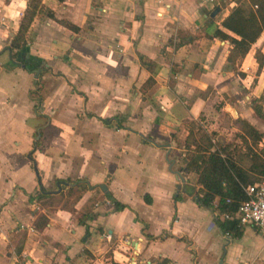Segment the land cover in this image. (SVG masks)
Instances as JSON below:
<instances>
[{
  "label": "crops",
  "instance_id": "crops-1",
  "mask_svg": "<svg viewBox=\"0 0 264 264\" xmlns=\"http://www.w3.org/2000/svg\"><path fill=\"white\" fill-rule=\"evenodd\" d=\"M41 3L52 17L35 14L11 58L4 48L26 0H0V264H264L257 229L221 232L194 198L196 175L176 170L194 130L227 140L222 126L233 136L237 117L264 148V121L250 107L264 91V62L256 74L254 59L264 28L229 65L230 44L213 35L234 37L220 26L229 0ZM77 178L92 188L73 214L28 203L35 190L58 193L55 179ZM106 193L126 207L112 211ZM89 196L92 217L77 224Z\"/></svg>",
  "mask_w": 264,
  "mask_h": 264
},
{
  "label": "trees",
  "instance_id": "trees-1",
  "mask_svg": "<svg viewBox=\"0 0 264 264\" xmlns=\"http://www.w3.org/2000/svg\"><path fill=\"white\" fill-rule=\"evenodd\" d=\"M229 1L233 4L228 7V12L220 21V26L232 33L234 37L218 28L214 29L213 35L228 41L231 47L228 50L226 62L229 65H234L247 53L264 28V0ZM38 13L52 17L51 11L42 5L41 0H26L25 8L18 21V28L8 43L11 58H14L17 49L25 45L26 30L32 17ZM63 25L76 29L69 24L63 23ZM254 59L257 64V74L264 62V52H260L256 48ZM142 63L146 64L150 74L155 72L156 66L152 67L154 64L144 60ZM23 65L24 69L30 73L37 71V68L29 63ZM151 80V77L147 78L148 82ZM35 84L36 82H34ZM35 100L38 102L39 98L36 97ZM263 105L264 91L258 98H252L250 101L253 113L264 121ZM102 121L107 122L108 120L103 119ZM121 125L116 124L117 127H122ZM230 126L235 128V132L227 140L213 139V132H211L212 136H207V133L203 132L205 138L202 137L199 141L191 143L184 141L182 148L189 150V153L183 160V166L176 170H184L196 175L195 183L198 185V189L194 198L197 204L210 210L213 221L221 232L237 237L241 234V225H238L235 219L221 220L218 216L222 213L233 215L239 202L245 198L242 187L264 178V148L258 146L262 134L246 120L237 117L230 121ZM203 140H205V144L202 142ZM240 156L247 159L246 167L238 163L237 159ZM55 183L60 189L58 193L52 194L44 189H38L32 194H28V203H38L42 207H59L73 214L74 204L87 189L92 188L82 178L73 181L55 179ZM106 197L112 205V211H119L126 207L114 200L108 193H106ZM176 199L178 196L173 197V200ZM95 202L94 196L85 199L74 215L77 224L84 225L85 221L92 217V207ZM37 218L41 225L46 223L43 214H38ZM164 261L166 260H161V263L163 264ZM109 264L126 263L111 261Z\"/></svg>",
  "mask_w": 264,
  "mask_h": 264
},
{
  "label": "built area",
  "instance_id": "built-area-1",
  "mask_svg": "<svg viewBox=\"0 0 264 264\" xmlns=\"http://www.w3.org/2000/svg\"><path fill=\"white\" fill-rule=\"evenodd\" d=\"M245 198L239 202L236 212L222 213L219 219H235L238 225L254 226L264 239V178L242 187ZM228 201V200H226ZM132 264V259L129 260Z\"/></svg>",
  "mask_w": 264,
  "mask_h": 264
},
{
  "label": "rangeland",
  "instance_id": "rangeland-1",
  "mask_svg": "<svg viewBox=\"0 0 264 264\" xmlns=\"http://www.w3.org/2000/svg\"><path fill=\"white\" fill-rule=\"evenodd\" d=\"M211 27H213V26H211ZM197 126V125H196ZM198 127V126H197ZM222 129H224L223 131H222V134H223V137H225V138H231L232 137V134L229 132V130H228V126H227V123L226 122H224V124H223V126H222ZM206 135L207 136H212L211 135V132H213L214 133V136H212L213 137V139H216V138H218V137H216V134H217V132H215L214 130H212V129H210V128H206ZM193 132H195L196 133V137H193V136H191V137H189L188 138V140H187V142L188 143H191V142H193L192 140H194V138H197L198 137V139H199V137H200V139L202 138V137H204L205 136V133H201V132H198L197 130H194ZM230 133V134H229ZM205 138V137H204ZM199 141V140H198ZM204 144H205V140H203L202 141ZM184 143V142H183ZM183 143L181 144V146L183 145ZM178 145H180V143H177ZM238 163L241 165V166H243V167H246V165H247V159L245 158V157H243V156H240V157H238Z\"/></svg>",
  "mask_w": 264,
  "mask_h": 264
},
{
  "label": "water",
  "instance_id": "water-1",
  "mask_svg": "<svg viewBox=\"0 0 264 264\" xmlns=\"http://www.w3.org/2000/svg\"><path fill=\"white\" fill-rule=\"evenodd\" d=\"M215 11H217V8H215V9L212 11V14H213ZM4 49L7 50V51L9 52V48H8V47H5ZM4 49H3V50H4ZM21 66H23V65H21ZM33 77H36V75L34 74ZM178 174H179V173L176 172V175L178 176V178H180V180H183L182 177H181L180 175H178ZM99 188H100L101 190L105 191V187H104L102 184L99 185Z\"/></svg>",
  "mask_w": 264,
  "mask_h": 264
}]
</instances>
